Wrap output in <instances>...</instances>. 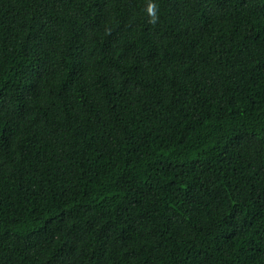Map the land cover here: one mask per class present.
Instances as JSON below:
<instances>
[{"label": "trees", "instance_id": "16d2710c", "mask_svg": "<svg viewBox=\"0 0 264 264\" xmlns=\"http://www.w3.org/2000/svg\"><path fill=\"white\" fill-rule=\"evenodd\" d=\"M0 264H264V0H0Z\"/></svg>", "mask_w": 264, "mask_h": 264}, {"label": "clouds", "instance_id": "9594fccd", "mask_svg": "<svg viewBox=\"0 0 264 264\" xmlns=\"http://www.w3.org/2000/svg\"><path fill=\"white\" fill-rule=\"evenodd\" d=\"M148 11H149V13L151 15V18H152L151 22L155 23L156 19H157V16H156V5H155L154 2L150 4V6L148 8Z\"/></svg>", "mask_w": 264, "mask_h": 264}]
</instances>
